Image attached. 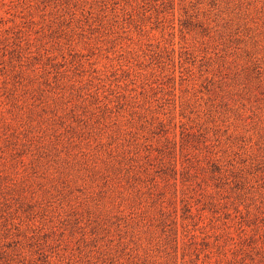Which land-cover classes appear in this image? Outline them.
I'll list each match as a JSON object with an SVG mask.
<instances>
[{
  "label": "rangeland",
  "instance_id": "374dc122",
  "mask_svg": "<svg viewBox=\"0 0 264 264\" xmlns=\"http://www.w3.org/2000/svg\"><path fill=\"white\" fill-rule=\"evenodd\" d=\"M0 264H264V0H0Z\"/></svg>",
  "mask_w": 264,
  "mask_h": 264
}]
</instances>
